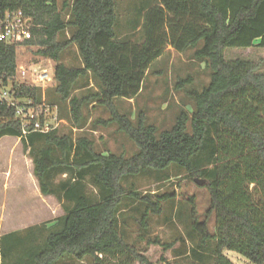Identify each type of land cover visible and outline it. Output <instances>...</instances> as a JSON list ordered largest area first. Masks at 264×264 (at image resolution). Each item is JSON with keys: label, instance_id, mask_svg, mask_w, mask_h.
<instances>
[{"label": "trees", "instance_id": "trees-1", "mask_svg": "<svg viewBox=\"0 0 264 264\" xmlns=\"http://www.w3.org/2000/svg\"><path fill=\"white\" fill-rule=\"evenodd\" d=\"M18 10L31 19L30 36L16 44L0 43V81L11 84L10 95L19 106L39 111L41 88L15 80L17 47H35L36 55L55 62L51 101L57 105L45 101L71 127L68 133L58 128L40 132L33 122L23 127L15 108L0 103V139L19 138L40 194L54 197L63 210L49 225L1 234L0 264H55L65 256L91 257L92 264H151L126 241L124 218L119 219L135 211L136 223L147 231L150 217L163 212L172 194H143L129 177L153 174L162 180L172 167L202 181L209 195L202 219L194 204L186 210L190 233L185 235L196 244L190 264L205 259L234 264L225 250L250 264H264V71L252 59L225 57L230 48H264V0H159L122 30L116 28L114 0H63L61 5L59 0H0V19ZM139 29L142 40L136 42L133 34ZM71 46L76 64L62 60ZM167 46L192 50L190 57L203 62L209 79L196 89L191 75L176 78L174 88L184 92L191 109L179 107L172 127L157 133L143 110L135 121L118 101L135 100L148 69ZM90 104L108 114L94 124H115L133 141L137 151L132 156L103 153L86 134L72 136V128L85 124ZM138 237L164 250L185 240L183 235L166 242ZM181 249H174L175 255H182Z\"/></svg>", "mask_w": 264, "mask_h": 264}, {"label": "rangeland", "instance_id": "rangeland-1", "mask_svg": "<svg viewBox=\"0 0 264 264\" xmlns=\"http://www.w3.org/2000/svg\"><path fill=\"white\" fill-rule=\"evenodd\" d=\"M158 1L114 0L117 30L129 27L133 21L138 19L142 9L149 5H154ZM62 2L63 0H59V5ZM65 19H68L67 14ZM133 40L136 42L142 40L140 29L134 32ZM34 50L35 47H17L16 72L17 66L23 65L28 70L29 75L28 80L24 81L16 73V82L37 85V82L33 83L35 77H31L30 74L33 73V69L44 70L50 76L53 75L55 62L36 55ZM191 53L192 50L177 52L167 46L162 56L153 61L150 66L141 91L135 100L118 101L121 111L130 114L131 118L136 121L135 114L143 110L146 116V123L155 125L157 133L171 128L179 112V107L186 106L188 110L191 109V102L184 95V92L174 88L176 78H185L191 75L193 87L196 89H200L209 79L203 62L193 60L190 57ZM225 57L227 59L237 57L252 59L261 65V70L264 71V48L257 46L246 49L230 48L225 50ZM62 60L67 64L78 63L76 48L71 46L62 56ZM54 84L53 79L45 86L37 85L41 88L43 101L48 107L50 106L49 101L57 105L52 98ZM9 87H11V84H9ZM186 88H191V86L186 85ZM46 99H49L47 101L49 104L46 103ZM98 117L107 118L108 114L98 105L92 106L90 104L86 110L85 124L81 129L72 128V136L77 137L86 134L93 139L97 151L103 153L111 151L123 153L126 157L132 156L137 151L133 141L125 133L119 131L115 124L107 126L94 124L93 121ZM61 119H64L66 123H60L58 129L63 133L70 132L71 125L68 120L64 117H61ZM187 128L190 130L189 124ZM167 172L168 177L162 180H158L153 174L128 178L129 181L134 178L133 182L136 188L143 194H172V201L163 203V212L150 217L149 229L143 231L138 226L135 218L139 217V214L135 211H126L125 217L123 212H121L123 215L119 221L124 218L123 222L120 223L121 228L125 232L126 241L142 250L151 264H190L193 258L190 249H192V245L195 246L196 244L191 242L185 235V233H190L188 222L185 218L186 210L194 204L199 218L202 219L204 211L209 206V195L207 189L202 186V181L188 178L184 172L173 167ZM90 189H93V187L90 186ZM191 198L194 199L191 200ZM131 204H129L130 207H136V205ZM176 210L177 212L180 210L179 218L175 216ZM62 214L63 210L60 203L54 197L43 196L39 193L37 181L32 174V162L22 150L19 138L12 136L2 137L0 139V235L9 231L22 230L33 224L47 223L49 225L54 218ZM173 215L175 218L173 223L165 220L166 217L172 218ZM208 229L210 233L214 232L213 215L209 218ZM140 234H143L145 238L158 237L162 242L172 241L177 236L183 235L185 236V240L182 242L184 246L179 240L180 242H176L171 249L164 250L160 245H147L145 241L139 239L138 236ZM178 247L182 248V255H175L173 250ZM187 252H189L188 255L186 254ZM224 255L234 264H250L245 257L235 251L225 250ZM209 261V259H205L202 263L195 264H210L211 261ZM55 264H92V258L85 257L83 260H75L65 256Z\"/></svg>", "mask_w": 264, "mask_h": 264}, {"label": "built area", "instance_id": "built-area-1", "mask_svg": "<svg viewBox=\"0 0 264 264\" xmlns=\"http://www.w3.org/2000/svg\"><path fill=\"white\" fill-rule=\"evenodd\" d=\"M30 23L31 19L25 16L21 10L6 12L0 19V43L16 44L26 40L30 36ZM37 68L39 69V67ZM30 74L31 77H35L33 83L37 82V85L45 86L53 81L52 76L44 70L33 69V73ZM17 75L19 78L26 81L28 80L29 72L23 65H19L17 66ZM42 89L44 90V88ZM0 103H6L8 106L15 108V115L21 120L23 127L33 122L34 130L47 132L59 128L60 123H66L64 119L58 117L55 107L50 108L44 102L41 104L39 111H35L33 108H27L25 105L19 106L17 100L10 95L9 87L4 86L1 81ZM29 103L28 101V104ZM41 114L43 115L42 122L39 119ZM23 132H25V130Z\"/></svg>", "mask_w": 264, "mask_h": 264}, {"label": "crops", "instance_id": "crops-1", "mask_svg": "<svg viewBox=\"0 0 264 264\" xmlns=\"http://www.w3.org/2000/svg\"><path fill=\"white\" fill-rule=\"evenodd\" d=\"M172 49H173V48H172ZM160 57H161V56H160ZM160 57H159V58H160ZM157 59H158V58H157ZM149 69H150V68H149ZM149 69H148V71H149ZM147 74H148V73H147ZM37 187H38V185H37ZM38 191H39V189H38ZM39 193H40V192H39Z\"/></svg>", "mask_w": 264, "mask_h": 264}, {"label": "bare ground", "instance_id": "bare-ground-1", "mask_svg": "<svg viewBox=\"0 0 264 264\" xmlns=\"http://www.w3.org/2000/svg\"><path fill=\"white\" fill-rule=\"evenodd\" d=\"M17 73V72H16ZM8 87H9V85H8ZM9 89H10V87H9Z\"/></svg>", "mask_w": 264, "mask_h": 264}]
</instances>
